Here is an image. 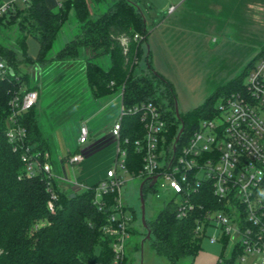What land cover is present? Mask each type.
I'll return each instance as SVG.
<instances>
[{
	"label": "trees",
	"instance_id": "16d2710c",
	"mask_svg": "<svg viewBox=\"0 0 264 264\" xmlns=\"http://www.w3.org/2000/svg\"><path fill=\"white\" fill-rule=\"evenodd\" d=\"M102 1L106 2L104 11L91 17L90 12H96V6ZM69 7L78 22V31L57 51L50 53ZM134 34H137L136 38H133ZM147 34L144 16L135 0H112L111 3L109 0H65L56 8L48 7L44 0H13L0 14V57L7 69L6 76L0 78V264H112L114 257L112 237L101 227L114 210L115 193L108 192L96 202L97 182L67 195L52 182L50 184L43 174L29 176L20 160L22 149L13 150L5 135L11 96L35 89L28 70L42 72L50 62L56 67L54 73H62L60 77L66 76L63 71L68 68L76 70L96 96L123 85L121 107L125 110L152 101L167 120L164 140L160 141L166 148L174 140L181 121L184 130L178 144L186 141L201 118L215 114L214 103L218 98L222 100L230 92L242 90L246 74L254 64L253 58L240 75L208 95L186 122L185 116L179 114L177 118L175 115L171 83L150 63V51L143 47ZM122 35L128 39L125 52L119 40ZM27 37H32L38 44L35 59L28 55ZM262 54L264 47L255 60ZM100 55L109 56L107 69L93 60ZM142 55L145 65L136 72L134 66L139 64ZM36 103L18 118L26 128L23 143L32 149L48 151L36 119ZM121 125V140L129 138L128 143L122 144L126 149L124 167L136 174L142 167L141 153L134 145V140L143 136L139 114L123 115ZM143 180L145 197V189L152 187L147 185L145 178ZM48 184L57 193L53 211L47 207ZM206 190L193 196V201L206 207V198H212ZM174 197L172 194L156 216L146 221L150 230L146 240L155 253L165 256L171 264H178L183 257H194L200 248L201 237L194 232V227L195 218L201 211L177 218ZM97 245L98 251L95 250ZM236 253L232 250L225 264H238Z\"/></svg>",
	"mask_w": 264,
	"mask_h": 264
},
{
	"label": "rangeland",
	"instance_id": "374dc122",
	"mask_svg": "<svg viewBox=\"0 0 264 264\" xmlns=\"http://www.w3.org/2000/svg\"><path fill=\"white\" fill-rule=\"evenodd\" d=\"M135 1L148 29L143 47L148 46L152 67L171 83L178 112L185 116L186 122L208 95L240 75L253 58L251 62H255L256 54L264 47V0ZM105 6L106 2L102 1L96 6V12H90L91 17L104 11ZM77 31L78 22L69 7L50 53L57 51ZM165 35L169 40L166 41ZM27 47L28 55L35 59L36 41L28 38ZM93 60L104 69L109 67L108 55ZM137 64L136 72L145 65L143 55ZM55 70L50 62L42 72L28 71L38 92L36 119L47 144L52 183L67 195H73L105 178L106 170L114 164L115 142L108 131L118 117L120 99L117 90L96 96L76 70H64L67 77H60L62 73H54ZM220 101V98L215 101L216 109ZM213 120L220 121L218 117ZM82 121L89 128V135L83 144H78ZM81 150L84 159L70 163L67 158ZM117 171L123 179L120 193L124 213L129 216L122 264H171L144 239L146 230L141 224L138 195L144 177L139 171L135 174L126 168L117 167ZM75 179L81 186L73 184ZM171 196L169 189L158 184L146 188V221L153 219ZM213 236L215 241H210ZM98 248L97 245L95 250ZM231 252V237L224 243L222 229L208 225L203 228L200 248L194 257H183L178 264H225Z\"/></svg>",
	"mask_w": 264,
	"mask_h": 264
},
{
	"label": "built area",
	"instance_id": "2783aa9c",
	"mask_svg": "<svg viewBox=\"0 0 264 264\" xmlns=\"http://www.w3.org/2000/svg\"><path fill=\"white\" fill-rule=\"evenodd\" d=\"M12 1L0 2V14L10 7ZM58 1L59 6L62 1ZM136 37L137 34H134L133 38ZM119 40L125 52L128 39L122 35ZM6 73L1 59L0 78H4ZM109 83L113 85L112 81ZM117 91L119 114L109 128V136L115 142L114 164L106 170V177L97 181L95 188L96 202L108 192L115 193L114 210L101 227L105 234L112 237V264H120L129 234V216L124 213L120 193L123 179L117 167L125 168L126 149L122 144L129 142L128 137L121 140V118L131 112L139 114L143 127L142 138L134 140L136 150L142 156L139 174L148 183L156 175L154 185L172 192L176 217L181 219L196 210L201 211L195 218L194 232L198 236L201 237L203 228L208 225L220 227L224 243L231 237L238 264H264V54L258 56L247 72L243 89L225 95L215 114L201 118L185 142L178 144V139L174 150L173 141L166 148L160 143L167 130L163 111L150 100L125 110L121 107L123 85ZM37 98L38 92L34 89L11 96L5 135L13 150L22 149L20 160L24 171L29 176L41 173L51 184L53 176L48 152L32 149L23 143L26 128L18 119L22 112L36 103ZM216 117L220 121H214ZM88 135L89 128L82 121L77 143L83 144ZM67 159L70 163L81 162L84 159L83 150L75 151ZM50 184L46 187L50 193L47 207L53 211L57 193ZM73 184L81 186L76 179ZM205 189L212 196L211 200L206 198V207L193 201V196H198ZM210 241H215L214 236L210 237Z\"/></svg>",
	"mask_w": 264,
	"mask_h": 264
},
{
	"label": "water",
	"instance_id": "95a60500",
	"mask_svg": "<svg viewBox=\"0 0 264 264\" xmlns=\"http://www.w3.org/2000/svg\"><path fill=\"white\" fill-rule=\"evenodd\" d=\"M147 47V52H148V46ZM2 58L0 57V60ZM174 112H175V115L177 118L180 117L179 115V112H178V108H177V105H176V101H174ZM184 130V125H183V122L181 121L180 122V126H179V129H178V132L176 133V136L173 140V147L172 149L174 150L175 149V144L176 142L178 141L180 135L182 134ZM156 178L157 176L154 175L152 176L150 182L147 184L149 187H152L156 181ZM144 180L139 184V188H138V195H139V202H140V219H141V224L143 226V228L146 230V235L144 237V239H147L150 235V230L147 228V224H146V218H145V200H144V195H143V185H144Z\"/></svg>",
	"mask_w": 264,
	"mask_h": 264
},
{
	"label": "crops",
	"instance_id": "0c3cea01",
	"mask_svg": "<svg viewBox=\"0 0 264 264\" xmlns=\"http://www.w3.org/2000/svg\"><path fill=\"white\" fill-rule=\"evenodd\" d=\"M3 1H11V0H0V2H3ZM45 1V3L47 4V6L48 7H50V8H56L57 6H58V3H59V1L58 0H44ZM258 3V2H257ZM260 8V7H259ZM247 9H249L248 7H247ZM262 9V8H261ZM254 20V19H253ZM165 37V39H166V41L167 40H169V36H167V35H165L164 36ZM28 38H32V37H27V40H28ZM26 40V41H27ZM37 43V42H36ZM37 46H38V44H37ZM108 134H109V131H108Z\"/></svg>",
	"mask_w": 264,
	"mask_h": 264
}]
</instances>
